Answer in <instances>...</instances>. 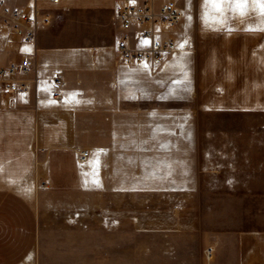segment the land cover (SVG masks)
Returning a JSON list of instances; mask_svg holds the SVG:
<instances>
[{"label":"crops","instance_id":"1","mask_svg":"<svg viewBox=\"0 0 264 264\" xmlns=\"http://www.w3.org/2000/svg\"><path fill=\"white\" fill-rule=\"evenodd\" d=\"M150 1L179 22L123 29L119 9L142 0H0V67L33 61L26 91L0 92V264H264V192L246 226L214 196L178 210L167 194L147 221L135 183L173 182L142 156L173 154L175 122L193 170L264 180V0ZM34 5L49 22L25 41L3 16ZM124 37L174 50L127 63Z\"/></svg>","mask_w":264,"mask_h":264},{"label":"rangeland","instance_id":"2","mask_svg":"<svg viewBox=\"0 0 264 264\" xmlns=\"http://www.w3.org/2000/svg\"><path fill=\"white\" fill-rule=\"evenodd\" d=\"M174 132L173 154L142 156V167L151 169L152 178L155 177L160 181L167 176L173 180V182H135L136 184L140 183L143 190L141 207L143 218L148 221L149 212L166 208V205H169L165 201L167 194H173L175 209L178 206V210H182L183 195L187 196L186 202L189 201L186 204V208L190 207L191 210H197L199 205H202L204 209L205 204L207 208V201L210 200V197L213 198L214 196L216 200L218 197L222 199L223 208L225 206L227 209H230L232 214L230 220L232 222H236L239 226L252 224L253 220L246 215L245 209L247 205L250 206L251 204V206H254L256 200H258V205L261 202L264 192V180L260 176L263 173L246 171L199 172L193 170L194 156L182 153V140L178 137V134H180V124L177 122L174 124ZM145 157L150 163L144 162ZM257 174L259 175L258 178L252 176ZM128 184L131 185L134 182H127ZM213 184H216V189H213V186L212 188L209 187ZM148 195H152L157 199L148 201ZM127 201L129 200L127 199ZM134 257L135 253L133 251H127V260Z\"/></svg>","mask_w":264,"mask_h":264},{"label":"built area","instance_id":"3","mask_svg":"<svg viewBox=\"0 0 264 264\" xmlns=\"http://www.w3.org/2000/svg\"><path fill=\"white\" fill-rule=\"evenodd\" d=\"M57 2L58 0H54ZM33 13L30 14L24 9L5 10L3 16V24L9 26L11 30L16 32L23 40L31 41L35 38L37 29L49 22V15L43 14L34 5L31 8ZM119 19L123 29L129 30L133 22L144 23L147 21H161L166 24H175L181 18L179 9L169 3L161 5L157 12L154 11L150 0H142V2H132L118 11ZM13 21H20L15 23ZM2 26L0 25V33ZM174 50V45L168 42L158 40L147 48H132L127 43V38L124 37L119 41V54L121 60L130 63L134 61H148L152 65H159L164 59L166 53ZM33 67L31 57L26 56L20 62H13L7 66L0 67V92L16 93L27 90V84L23 81V77L28 75ZM59 80L57 79V82ZM89 151L84 149L80 151L79 158L81 161L87 160ZM214 255V248L209 246L205 248V256L211 260Z\"/></svg>","mask_w":264,"mask_h":264}]
</instances>
